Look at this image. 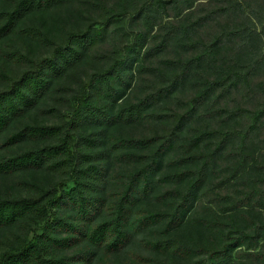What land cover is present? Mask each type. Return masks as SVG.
Masks as SVG:
<instances>
[{
    "label": "trees",
    "instance_id": "1",
    "mask_svg": "<svg viewBox=\"0 0 264 264\" xmlns=\"http://www.w3.org/2000/svg\"><path fill=\"white\" fill-rule=\"evenodd\" d=\"M71 1L0 0V264H264V0Z\"/></svg>",
    "mask_w": 264,
    "mask_h": 264
},
{
    "label": "rangeland",
    "instance_id": "2",
    "mask_svg": "<svg viewBox=\"0 0 264 264\" xmlns=\"http://www.w3.org/2000/svg\"><path fill=\"white\" fill-rule=\"evenodd\" d=\"M76 0H72L70 3H66L62 6H56L53 7L52 9H48L46 11V13L44 14H30L27 15L24 19H23V23L21 24V26L26 25L28 23H30L31 21H34V19H41L44 18L46 21V27L48 28V30L51 31V34L54 36L55 39H57L58 41H61L62 39V35H63V31L61 28H63L65 25H79L81 28L85 27L87 24L91 23L92 20H96L98 18V14H102L105 9L103 8L102 13H100V11L98 12H94L93 9L89 8V7H85L83 9H79L77 6ZM106 6H110V3H106ZM79 12H78V11ZM107 10V7H106ZM61 15L63 16H68V19H64ZM57 20L59 22H61L62 25H60ZM67 21V22H65ZM20 26V27H21ZM14 44L18 47H20L21 49L24 50L25 47H28L30 52H32L35 55L41 56L44 54H47L50 50L51 47L49 46H41L40 44L38 45L35 41L30 40L29 38H27L24 34H12L6 38H4L1 42H0V62L3 63L6 71L8 73L11 72H21L24 68H25V64L22 63H17V62H4V60L1 57V51L2 49H6L8 48L9 45ZM90 69L88 65H85L84 63L81 64L80 68L79 66L77 67V73L72 75L71 77H69L68 79L66 78L65 80L71 84V86H76L75 83L78 82L79 80V76L80 79H83L86 74H88L90 72ZM3 83L2 80L0 78V88L2 87ZM42 104L36 106L35 108H33V110L29 111L25 116H21L20 118L14 120L11 125L10 128H13L17 125H20L21 123H23V121L27 122H31L32 120L35 121H39V122H50L52 119L49 115H43L41 114L37 109L39 106H41ZM64 107H67L68 105H66L64 103L63 105ZM11 179V178H10ZM4 181H6V179L0 178V186L4 185ZM16 194H19L16 191ZM144 235L139 233L137 234L132 242L129 243V245L127 246V248L125 250H123L119 255V261L124 262L125 263V257L126 254H128L129 251L131 250H135L138 253L144 254V255H151L152 253L150 251H148V248H145L144 245H141V238ZM195 259H193L194 261ZM108 261H111V264H114V259L110 258ZM192 261V263H193ZM116 263V262H115ZM167 264H191L190 262H187L186 260H181V259H175V260H170L169 263Z\"/></svg>",
    "mask_w": 264,
    "mask_h": 264
}]
</instances>
